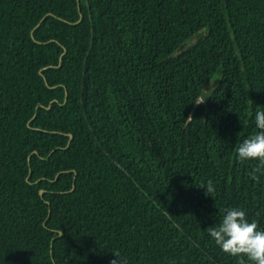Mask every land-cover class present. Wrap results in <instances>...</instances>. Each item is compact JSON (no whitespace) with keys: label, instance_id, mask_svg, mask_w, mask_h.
I'll return each mask as SVG.
<instances>
[{"label":"trees","instance_id":"obj_1","mask_svg":"<svg viewBox=\"0 0 264 264\" xmlns=\"http://www.w3.org/2000/svg\"><path fill=\"white\" fill-rule=\"evenodd\" d=\"M79 5L0 0V264H238L207 228L264 229V0Z\"/></svg>","mask_w":264,"mask_h":264},{"label":"clouds","instance_id":"obj_2","mask_svg":"<svg viewBox=\"0 0 264 264\" xmlns=\"http://www.w3.org/2000/svg\"><path fill=\"white\" fill-rule=\"evenodd\" d=\"M209 89L202 92L193 100L196 104H203ZM189 121L191 116L187 118ZM255 127L257 131L245 138L236 147L237 159L240 162L256 161L248 175L251 179L260 182L264 176V110L255 112ZM206 193L215 192L211 180L205 185ZM213 196V195H212ZM222 217L218 225L207 228L208 234L220 250L232 257L238 258V264H264V229L256 220L249 221L246 212L237 207L220 209ZM115 259L110 264H127V260L118 251H114Z\"/></svg>","mask_w":264,"mask_h":264},{"label":"water","instance_id":"obj_3","mask_svg":"<svg viewBox=\"0 0 264 264\" xmlns=\"http://www.w3.org/2000/svg\"><path fill=\"white\" fill-rule=\"evenodd\" d=\"M77 1H78L79 18H78L76 21L71 22V23H73V24L79 23V22L82 20V18H83V15L80 13L79 0H77ZM48 15H53V13L48 12L47 14H45V15H44V16L38 21V23L35 25V27L32 29V31H31V36H32V39H33L34 41H37V40L35 39L34 35H33V31H34V29L37 28V27L40 25V23L44 20V18H45L46 16H48ZM61 19L64 20V21H66L64 18H61ZM37 42H39V43H43V42H41V41H37ZM65 52H66V49H65V47H63V52H62V53L60 54V56H59V63H58V65H55L54 67H59V66H60V64L62 63V57H63V55L65 54ZM48 67H51V65L46 66L45 68H48ZM40 73H41V71H40ZM44 78H45V77H44ZM50 87H55V86H50ZM66 96H67V92L65 91V99H64V101L66 100ZM50 104H51V102H50ZM50 104H49L46 108H49V107H50ZM38 106H39V105L36 106V110H37ZM69 137H70V139H71V138H72V134H69ZM42 192H43V190H40V193H42ZM59 234H62V231H59Z\"/></svg>","mask_w":264,"mask_h":264}]
</instances>
